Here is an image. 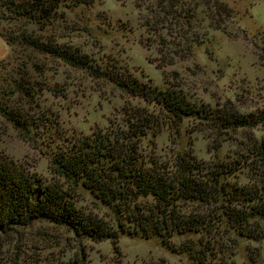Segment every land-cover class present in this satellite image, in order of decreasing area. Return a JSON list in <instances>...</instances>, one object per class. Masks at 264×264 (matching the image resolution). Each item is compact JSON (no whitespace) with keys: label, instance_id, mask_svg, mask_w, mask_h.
Segmentation results:
<instances>
[{"label":"rangeland","instance_id":"374dc122","mask_svg":"<svg viewBox=\"0 0 264 264\" xmlns=\"http://www.w3.org/2000/svg\"><path fill=\"white\" fill-rule=\"evenodd\" d=\"M216 1L227 7L228 16H215L214 0H196L190 24L168 15L164 20L172 22L157 32L144 24L154 18L149 11L153 0L65 4L46 25L2 19L0 7V110L5 112L0 113V158L44 183L63 185L53 170L61 150L96 132L127 129L138 119L149 123L138 141L145 161L163 163L176 152L191 154L205 165L218 158L230 162L245 157L254 141L264 140V124L214 132L196 116L174 121L159 104L117 86L128 80L146 88L174 89L196 106L216 112L230 109L245 117L264 112V0ZM187 3L189 9L195 6ZM22 32L37 43L78 51L102 69L103 76L73 67L19 38L14 43L6 38ZM253 177L248 164H241L228 177L230 188L237 182L253 183ZM64 189L71 190L67 182ZM74 192L78 207L113 224L116 206L96 199L82 185ZM180 204L179 215L198 208L193 202ZM202 234L174 232L164 244L158 235L144 238L127 230L113 243L79 238L36 221L0 237V264H264V239L241 235L235 226L226 232L214 226ZM185 241L201 247L204 262L198 263L199 256L191 250L180 249Z\"/></svg>","mask_w":264,"mask_h":264},{"label":"trees","instance_id":"16d2710c","mask_svg":"<svg viewBox=\"0 0 264 264\" xmlns=\"http://www.w3.org/2000/svg\"><path fill=\"white\" fill-rule=\"evenodd\" d=\"M153 1L149 11L154 18L144 21L146 28L153 32L168 27L172 18L178 23L185 19L184 22L190 24L198 6L196 0ZM187 1L195 5L193 9L186 7ZM91 2L0 0L1 18L26 19L46 25L60 6L67 4L75 7ZM141 5L137 4L139 8ZM212 6L215 16L230 14L227 7L216 0ZM168 15L170 19L167 17L165 21L163 17ZM6 38L10 43L19 38L24 44L73 67L87 69L97 77L103 76V70L92 65L78 51L67 50L61 45L37 43L23 32L8 34ZM117 86L147 102L159 104L174 121L196 116L210 124L214 132L223 133L264 124V112L250 117L239 116L230 109L216 112L196 106L174 89L146 88L128 80L118 81ZM26 92L31 95L29 91ZM2 112L5 114L0 110ZM148 126L146 119L132 120L127 129H114L111 134L103 135L96 132L94 137L81 138L74 141L70 148L61 150L53 161V170L63 185L59 181L44 183L41 178L32 177L0 158V237H10L17 228L30 227L36 221H43L67 229L79 238L93 241L111 239L113 243H116L121 231L140 233L144 238L158 235L164 244H168L174 232L209 233L214 226L223 228L224 232L235 226L241 235L264 239V140L254 141L245 157L230 162L218 158L212 165H205L191 154L176 152L171 160L158 163L155 160L145 161L139 151V138L148 131L145 129ZM245 163L254 176L253 183L237 182L231 189L228 177ZM65 182L69 184L70 191H65ZM79 185L101 202L116 206L118 216L111 226L75 204L77 193L74 191ZM147 197L151 200L144 204L139 202L140 198ZM184 201L197 204V211L179 215L177 209ZM202 206L206 207V212ZM203 236L198 240L201 246ZM181 248L197 254L198 263L204 262L200 258L204 251L193 242L188 244L185 241Z\"/></svg>","mask_w":264,"mask_h":264}]
</instances>
